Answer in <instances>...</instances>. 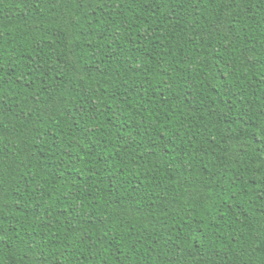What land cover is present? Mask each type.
<instances>
[{
	"label": "trees",
	"instance_id": "16d2710c",
	"mask_svg": "<svg viewBox=\"0 0 264 264\" xmlns=\"http://www.w3.org/2000/svg\"><path fill=\"white\" fill-rule=\"evenodd\" d=\"M0 264H264V0H0Z\"/></svg>",
	"mask_w": 264,
	"mask_h": 264
}]
</instances>
